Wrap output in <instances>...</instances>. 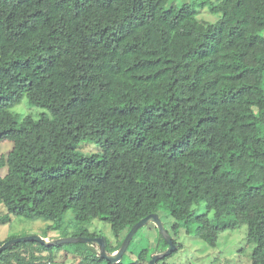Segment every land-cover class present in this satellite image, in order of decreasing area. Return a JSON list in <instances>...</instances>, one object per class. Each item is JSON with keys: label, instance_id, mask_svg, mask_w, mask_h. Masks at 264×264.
Segmentation results:
<instances>
[{"label": "trees", "instance_id": "trees-1", "mask_svg": "<svg viewBox=\"0 0 264 264\" xmlns=\"http://www.w3.org/2000/svg\"><path fill=\"white\" fill-rule=\"evenodd\" d=\"M25 97L49 114L13 112ZM84 140L100 151L79 152ZM2 142L13 146L0 151V224L42 219L48 232L71 210L74 236L96 237L93 220L121 223L110 253L153 213L172 218L178 248L183 226L216 246L246 224L251 264H264V0H0ZM159 234L157 253L169 247ZM20 243L0 264H53L60 250L76 264L152 258Z\"/></svg>", "mask_w": 264, "mask_h": 264}, {"label": "rangeland", "instance_id": "rangeland-1", "mask_svg": "<svg viewBox=\"0 0 264 264\" xmlns=\"http://www.w3.org/2000/svg\"><path fill=\"white\" fill-rule=\"evenodd\" d=\"M187 1L190 2L191 0ZM177 2H183V0H177ZM199 6H196V9H199ZM199 17L207 21H215L219 16L210 13L207 8H204L201 10ZM12 111L34 117H39L45 112L49 114V111L45 108L30 105L27 97L12 108ZM12 146V142H2L0 143V151L7 152ZM78 151L85 154L97 153L100 151L99 144L94 141L84 140L80 144ZM6 172V167L0 168V175H4ZM204 209L205 207H198L196 208V213L203 212ZM2 210L5 212V209ZM73 217V212L69 210L59 229H49L46 232L45 229L53 223L52 221H44L42 219L32 220L23 216L11 215L8 222L0 224V242L29 235H47L50 241L72 237L77 231V226L73 225ZM161 217L165 227L170 228V224L173 221L172 218L166 216L164 213ZM86 227L89 232L106 237L114 246L124 237L127 231V228L123 227L121 223L111 224L100 219L93 220ZM159 232V228L154 222H149L142 226L134 235L130 247L125 253L124 262L135 261L143 248H149L152 251L151 257L157 253L156 246L160 242ZM179 242L181 244L180 247L165 260L166 264H251L250 257L254 245L249 244L247 241L246 224H242L236 229H227L222 232L216 246H211L206 241L197 237L194 229L191 230L189 226H183L180 230ZM75 245L73 243L65 244L64 250L72 252V247ZM14 248L24 251L40 248V245L38 243L21 242L19 246ZM55 260L56 262L53 264H76L78 262L76 256H73L71 253L68 254L63 250L57 253Z\"/></svg>", "mask_w": 264, "mask_h": 264}, {"label": "water", "instance_id": "water-1", "mask_svg": "<svg viewBox=\"0 0 264 264\" xmlns=\"http://www.w3.org/2000/svg\"><path fill=\"white\" fill-rule=\"evenodd\" d=\"M149 222H154L158 228L160 229L163 237L167 241L169 247L164 252L155 253L151 260L150 264H157L158 260L172 254L174 251L177 250L178 245L174 243L172 236L168 233V231L165 228V225L158 214L153 213L149 214L148 216L140 219L134 226L130 229V231L127 233L126 237L123 240V243L121 247L113 252L110 253L107 251V239L106 237L102 236H96V237H89V236H72V237H66V238H59L56 240H48L47 238H44L41 235H29V236H22L19 238L10 239L6 242H4L0 246V254L5 249H7L9 246L17 244L19 242H29V241H37L44 245H58L62 243H71V242H87L92 243L95 247L99 249V255L103 258H106L112 263H118L122 260L124 253L127 251L134 235L137 233V231L144 225H146Z\"/></svg>", "mask_w": 264, "mask_h": 264}]
</instances>
